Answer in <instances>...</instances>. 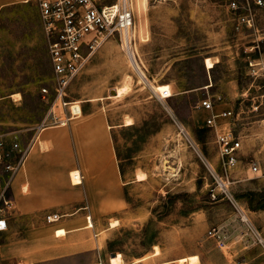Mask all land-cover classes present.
Segmentation results:
<instances>
[{
    "label": "rangeland",
    "instance_id": "1",
    "mask_svg": "<svg viewBox=\"0 0 264 264\" xmlns=\"http://www.w3.org/2000/svg\"><path fill=\"white\" fill-rule=\"evenodd\" d=\"M128 1L134 13L131 50L143 78L129 60L124 37L117 34L94 53L64 97L94 99L91 105L105 111L128 199L123 221L102 234L101 253L85 255L80 263L188 264L178 259L195 255L194 264H222L228 261V244L218 247L208 232L217 228L222 234L219 226L229 215L230 227L237 225L236 238L244 231L239 242L251 259L247 264H264L260 228L252 218L243 222L238 207L250 192L262 193L264 202V179L249 165L254 160L264 170V69L254 75L248 66V57L264 64V0ZM47 59L36 1L0 8L2 183L9 173L6 166L29 145L50 107L39 92L52 86ZM37 63L46 75L27 84L36 78ZM127 76V92L113 97L108 90L122 86ZM164 87L171 96L157 98L156 91ZM204 97L215 106L231 107L232 116L224 121L242 141L244 154L229 178L232 199L209 196L216 187L210 171L221 174L222 169L215 131L205 126L207 113L196 107ZM65 107L59 103L55 113L61 115ZM127 118L133 126L125 125ZM14 142L19 149L12 147ZM256 200L253 196L244 213Z\"/></svg>",
    "mask_w": 264,
    "mask_h": 264
},
{
    "label": "crops",
    "instance_id": "2",
    "mask_svg": "<svg viewBox=\"0 0 264 264\" xmlns=\"http://www.w3.org/2000/svg\"><path fill=\"white\" fill-rule=\"evenodd\" d=\"M21 1L28 0H0V8ZM93 100L78 101L81 111L77 115L70 116L67 107L61 115L55 113L56 119L31 139L17 170L11 175L9 172L3 183L0 181V186L7 183L10 201L3 216L6 228L0 230V264H81L83 256L101 253L105 242L104 237L103 245L99 244L102 234L113 227L112 221L120 224L127 214V193L112 128L105 111L91 105ZM229 109L227 104L214 105L212 112ZM204 111L207 119L211 112ZM217 122L221 127L229 124L224 119ZM74 171L79 174L77 183L70 180ZM261 197L262 193L260 203H264ZM246 205L244 202L241 206L243 212ZM52 213L60 218L46 222L45 215ZM258 216H264V208L248 210V219L252 218L260 228L259 235L264 241V219L258 220ZM224 218L219 228L221 235L226 232L223 237L229 249L224 254L228 261L222 264L251 262L249 256L243 255L245 247L239 242L244 231L236 238L238 231L233 228L237 225L230 227L231 216ZM154 255L148 257L153 259Z\"/></svg>",
    "mask_w": 264,
    "mask_h": 264
},
{
    "label": "built area",
    "instance_id": "3",
    "mask_svg": "<svg viewBox=\"0 0 264 264\" xmlns=\"http://www.w3.org/2000/svg\"><path fill=\"white\" fill-rule=\"evenodd\" d=\"M38 8L40 28L47 46V54L51 67L52 86L41 87L39 92L43 100H48L50 107L45 116L36 125L37 131L52 123L56 119L55 107L61 103L66 106L70 116L77 115L73 111L77 101H66V91L69 84L76 79L85 69L89 59L110 37L119 35L125 37L133 24V9L128 0H35ZM234 5V3H232ZM248 66L252 74L264 69V64L248 57ZM169 87H164L161 91H156V97L165 99L171 96ZM50 99V100H49ZM196 107L210 111V116L205 119V126L213 128L215 131V145L218 153V160L222 169L221 174L215 173L211 169L216 187L210 190V198L215 200L221 194L232 199L229 192L230 174L236 169L240 162L242 141L236 136L230 125L221 127L217 123L218 119H227L232 116V110H223L214 113V104L210 98L204 97L197 102ZM81 110V109H80ZM62 122V121H61ZM54 123V122H53ZM13 148H18V143L12 144ZM28 146L21 151L18 159L6 168L10 175L17 170L25 158ZM19 149V148H18ZM6 153L0 139V161ZM250 170L253 174L264 179V170L259 164L251 160ZM9 175V176H10ZM70 180L71 173H70ZM9 178V177H8ZM7 183L0 186V230L6 228L4 214L10 205L6 196ZM236 204V203H235ZM240 209V218L243 222H248L245 213ZM60 218V215L52 213L45 215V221L50 223ZM215 237L218 247H224L226 241L220 234L219 229L212 228L208 232ZM257 240L262 243V238Z\"/></svg>",
    "mask_w": 264,
    "mask_h": 264
},
{
    "label": "bare ground",
    "instance_id": "4",
    "mask_svg": "<svg viewBox=\"0 0 264 264\" xmlns=\"http://www.w3.org/2000/svg\"><path fill=\"white\" fill-rule=\"evenodd\" d=\"M131 29H129L128 32L126 33V35L124 37L123 45L127 49V54H128V57H129V60H130V62L132 64V66L138 72V74L140 76H142V78H143V72L140 69V66H139V64L137 62V59H136V56H135L134 52L131 50ZM206 63L208 65V67H210L212 65V62L210 61L209 58L206 60ZM129 82H130V76H127L126 81L124 82L125 84L123 83L122 86L113 88L110 93L112 95H114L113 97L121 96V95L125 94L127 92ZM73 111L75 113H80V111H81L80 110V106H78V104H75V106L73 107ZM131 123H132V120L130 118H127L125 120V125H130ZM137 178L138 179H143L141 174H138ZM71 179H72V183H77V182L80 181L79 180V174H78L77 171H74V172L71 173ZM116 224H117L116 220L112 221L111 222V227L115 226ZM59 233H62V231H59ZM154 250H155V253H156L157 252V247ZM195 258H196L195 255H188L186 258H184V257L179 258L178 259V263H183L184 261H188L189 262V263L187 262L188 264H192Z\"/></svg>",
    "mask_w": 264,
    "mask_h": 264
},
{
    "label": "trees",
    "instance_id": "5",
    "mask_svg": "<svg viewBox=\"0 0 264 264\" xmlns=\"http://www.w3.org/2000/svg\"><path fill=\"white\" fill-rule=\"evenodd\" d=\"M12 5H14V4H12ZM262 44H263V42H261ZM264 50V49H263ZM43 65H41V64H38L37 63V65H36V68H37V73H36V78H35V75H34V77H33V79L32 80H30V81H28L27 82V84H29V83H34V84H36V83H38L39 81H41V80H43V76H45L46 75V72H47V69L49 68V59H47L46 60V64H45V68H47L46 70L45 69H43V68H41ZM0 67H2V66H0ZM1 69V68H0ZM38 96H39V94H37ZM4 95H0V98L1 97H3ZM41 96V95H40ZM129 126H133V124H130ZM138 136H136V138H137ZM117 158H118V155H117ZM119 169H120V172H121V168H120V165H119ZM8 176H6V178H7ZM5 178V179H6ZM7 191V190H6ZM7 196V195H6ZM253 196H257V200H256V203H255V206L252 208L253 210H255V209H258V208H264V204L262 205L261 203H260V196H261V193H255V192H250L249 193V199H247V204H249L250 205V202L252 201V197ZM153 244V243H152Z\"/></svg>",
    "mask_w": 264,
    "mask_h": 264
}]
</instances>
